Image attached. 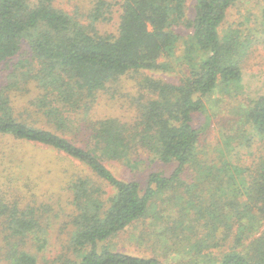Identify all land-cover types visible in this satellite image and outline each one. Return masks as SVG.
Returning <instances> with one entry per match:
<instances>
[{
  "label": "trees",
  "instance_id": "16d2710c",
  "mask_svg": "<svg viewBox=\"0 0 264 264\" xmlns=\"http://www.w3.org/2000/svg\"><path fill=\"white\" fill-rule=\"evenodd\" d=\"M55 1L0 0V71H8L0 88V138L9 152V161L2 153L0 164L10 165L9 185L18 182L19 175L26 181L30 178L18 145L45 146L80 165L81 171L74 172L57 165L60 191L71 194L73 231L68 250L74 257L61 256L58 264H167L112 251L106 243L148 215L153 200L167 193L178 199L179 190L189 193L206 177L221 182L211 194L209 216L240 223L250 215L264 226V157L244 179L227 167L223 184L199 162V135L193 127V116L203 111L205 98L242 79L239 57L244 41L235 31L220 33L227 10L239 0H196L191 20L186 19V0H123L114 36L99 34L95 28L109 20L110 0H94L88 25L55 8ZM184 23L191 29L189 50L196 60L189 64L181 85L143 77L138 81L143 101L132 124L96 118L98 94L108 84L130 72L162 70L159 60L175 56L179 36L173 27ZM23 47L28 51L22 53ZM242 116L264 137V94L248 104ZM73 131L82 146L63 137ZM139 149L176 164L168 177L150 174L144 191L135 181L119 179L105 164L129 166L132 153ZM187 169L195 171L197 183L183 179ZM3 194L0 263L37 264L31 248L41 251L47 242L42 209L21 208ZM178 224V229H189L182 227L184 221ZM250 246L247 253H226L219 264H264V238Z\"/></svg>",
  "mask_w": 264,
  "mask_h": 264
},
{
  "label": "rangeland",
  "instance_id": "374dc122",
  "mask_svg": "<svg viewBox=\"0 0 264 264\" xmlns=\"http://www.w3.org/2000/svg\"><path fill=\"white\" fill-rule=\"evenodd\" d=\"M110 1L112 10L109 20L98 22L95 28L99 34L114 36L119 21L120 2L123 0ZM195 2L186 0L187 20L193 18ZM93 6L94 0L54 2L55 8L86 25L90 23L88 15ZM173 30L179 36L175 56H163L159 60L162 70L130 72L108 84L98 94L93 111L96 118H116L132 124L139 116L143 101V92L138 87V81L143 77L174 86L181 85L196 55L189 50L191 29L184 23L173 27ZM229 31H235L240 42L244 41V52L239 57L242 60V79L239 83L216 89L204 99L203 111L193 116V127L199 135L198 160L223 184L227 167L241 173L244 179V175L251 174L264 157V137L256 134L242 116L248 104L264 94V0H239L232 5L220 28L221 35ZM26 51L27 47H23L22 53ZM16 60L13 59V62ZM7 74L5 68L0 71V88L6 83ZM31 95L35 96L36 92L33 91ZM39 126L45 127L42 123ZM51 131L55 132V129ZM63 137L82 146L77 141L75 131L63 134ZM18 146L26 160V175L30 178L26 181L19 175L18 182L9 185L7 177L11 171L10 165L5 164L3 167L1 163L0 194L6 193V198L14 200L21 208L31 205L42 209L39 212L44 214L41 223L47 242L41 251L34 248L31 251L37 254V264H58L61 256H72L68 246L73 231L70 223L73 207L70 192L60 191L61 172L57 165L65 167L64 170L68 172L81 171L80 165L45 146ZM2 153L4 161L8 162V148L0 138V162ZM105 164L119 179L137 182L141 191L146 188L150 174L160 173L168 177L176 166L174 162H163L141 149L132 153L129 166L112 161H106ZM195 177L196 173L191 169L183 174L187 184L197 183ZM219 184L220 181L215 182L212 177H206L205 180L200 179V184L189 193L184 189L179 190L178 199L174 200L167 193L153 200L148 215L108 239L106 245L115 252L155 258L167 264H219L226 253H247L253 248L251 243L264 238V226L262 222L251 219L250 215L240 223L233 218L224 220L219 216H209L212 208L210 203H213L211 194L217 191ZM104 189L112 194L109 188ZM60 194L62 196L59 198ZM178 221H184L182 227L189 229H178ZM227 224H231L230 227Z\"/></svg>",
  "mask_w": 264,
  "mask_h": 264
}]
</instances>
